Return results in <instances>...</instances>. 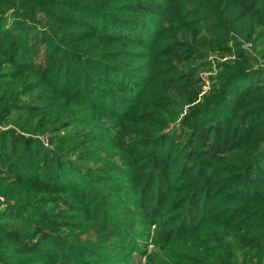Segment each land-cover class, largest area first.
Masks as SVG:
<instances>
[{
	"label": "trees",
	"instance_id": "16d2710c",
	"mask_svg": "<svg viewBox=\"0 0 264 264\" xmlns=\"http://www.w3.org/2000/svg\"><path fill=\"white\" fill-rule=\"evenodd\" d=\"M257 57L264 0H0V264H264Z\"/></svg>",
	"mask_w": 264,
	"mask_h": 264
},
{
	"label": "rangeland",
	"instance_id": "374dc122",
	"mask_svg": "<svg viewBox=\"0 0 264 264\" xmlns=\"http://www.w3.org/2000/svg\"><path fill=\"white\" fill-rule=\"evenodd\" d=\"M238 43H239V47L241 48V49H243V50H248V49H250L251 48V45L249 44V43H247V42H245L244 40H242V39H239L238 40ZM234 44V43H233ZM234 46V45H233ZM235 48V47H234ZM251 52V51H250ZM255 57H256V55H255ZM257 66H259V67H262V68H264V59L263 58H258L257 57ZM151 242H152V239L150 240ZM156 250V248H155V246L154 245H151V246H149V248H148V251H149V253H152V252H154ZM174 251H177L178 253H185V252H187L186 251V249H185V247H183V248H181V247H178V248H176ZM187 254V253H186Z\"/></svg>",
	"mask_w": 264,
	"mask_h": 264
},
{
	"label": "built area",
	"instance_id": "2783aa9c",
	"mask_svg": "<svg viewBox=\"0 0 264 264\" xmlns=\"http://www.w3.org/2000/svg\"><path fill=\"white\" fill-rule=\"evenodd\" d=\"M205 77V79H206V90L208 89V87H209V81H208V75H205L204 76Z\"/></svg>",
	"mask_w": 264,
	"mask_h": 264
}]
</instances>
